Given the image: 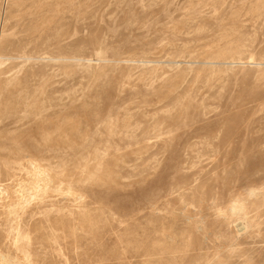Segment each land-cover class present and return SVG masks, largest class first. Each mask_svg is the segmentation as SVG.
Wrapping results in <instances>:
<instances>
[{
	"label": "rangeland",
	"instance_id": "rangeland-1",
	"mask_svg": "<svg viewBox=\"0 0 264 264\" xmlns=\"http://www.w3.org/2000/svg\"><path fill=\"white\" fill-rule=\"evenodd\" d=\"M14 140L0 264H264V0H0Z\"/></svg>",
	"mask_w": 264,
	"mask_h": 264
},
{
	"label": "bare ground",
	"instance_id": "bare-ground-1",
	"mask_svg": "<svg viewBox=\"0 0 264 264\" xmlns=\"http://www.w3.org/2000/svg\"><path fill=\"white\" fill-rule=\"evenodd\" d=\"M22 143L21 140H14L0 151V182H10L9 185L0 186V195L2 199L9 200L10 205L31 203L35 195L31 193L26 196L23 190L31 189L38 194L42 189L41 182H46L49 176L34 157L31 158V149L23 147ZM29 165L35 168V174L29 180H22L20 177Z\"/></svg>",
	"mask_w": 264,
	"mask_h": 264
}]
</instances>
